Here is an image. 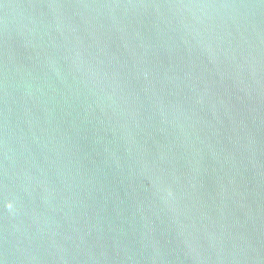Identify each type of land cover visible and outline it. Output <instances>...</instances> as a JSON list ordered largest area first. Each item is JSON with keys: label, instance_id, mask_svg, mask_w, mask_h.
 I'll use <instances>...</instances> for the list:
<instances>
[{"label": "water", "instance_id": "95a60500", "mask_svg": "<svg viewBox=\"0 0 264 264\" xmlns=\"http://www.w3.org/2000/svg\"><path fill=\"white\" fill-rule=\"evenodd\" d=\"M0 264H264V0H0Z\"/></svg>", "mask_w": 264, "mask_h": 264}]
</instances>
